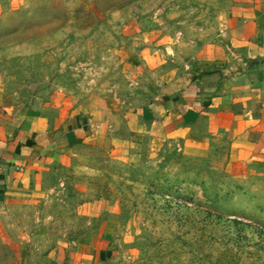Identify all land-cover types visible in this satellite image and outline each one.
Wrapping results in <instances>:
<instances>
[{"label": "rangeland", "instance_id": "374dc122", "mask_svg": "<svg viewBox=\"0 0 264 264\" xmlns=\"http://www.w3.org/2000/svg\"><path fill=\"white\" fill-rule=\"evenodd\" d=\"M253 1L0 0V80L62 91L84 115L137 110L157 97L182 31ZM146 148L125 161L88 145L54 167L17 224L0 226V264H26L36 247L67 264L99 231L95 264H264V172L233 179L204 143Z\"/></svg>", "mask_w": 264, "mask_h": 264}, {"label": "crops", "instance_id": "0c3cea01", "mask_svg": "<svg viewBox=\"0 0 264 264\" xmlns=\"http://www.w3.org/2000/svg\"><path fill=\"white\" fill-rule=\"evenodd\" d=\"M215 15L182 31L157 97L137 110L114 103L84 115L62 91L21 92L0 80V226L16 225L37 184L88 145L126 161L139 146L204 143L233 179L264 172V0ZM107 240L103 231L86 235L70 246L67 264H95ZM44 252L36 247L26 264H50Z\"/></svg>", "mask_w": 264, "mask_h": 264}]
</instances>
